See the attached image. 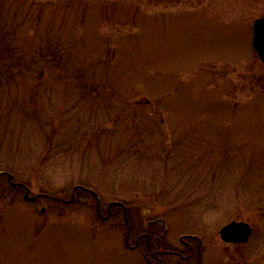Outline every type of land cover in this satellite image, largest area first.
<instances>
[{
	"label": "rangeland",
	"instance_id": "374dc122",
	"mask_svg": "<svg viewBox=\"0 0 264 264\" xmlns=\"http://www.w3.org/2000/svg\"><path fill=\"white\" fill-rule=\"evenodd\" d=\"M262 16L264 0H0V171L62 199L0 175V264H145L121 209L101 219L75 185L125 203L132 237L162 218L202 264H264ZM231 220L246 243L220 239Z\"/></svg>",
	"mask_w": 264,
	"mask_h": 264
},
{
	"label": "flooded vegetation",
	"instance_id": "af4514ba",
	"mask_svg": "<svg viewBox=\"0 0 264 264\" xmlns=\"http://www.w3.org/2000/svg\"><path fill=\"white\" fill-rule=\"evenodd\" d=\"M78 191L90 194L86 191V188L79 186L73 191L74 199L76 198ZM55 201H62V199L57 198ZM94 201L96 202V208L99 203L101 217L109 215V220L114 214L113 210L116 208L121 209L123 216H127L128 207L123 202L112 206L109 212L106 211V208L105 212H103L101 209L100 199L97 201L94 199ZM146 224L148 229L142 230L137 235H133V237L130 224L128 226L125 224L126 248L128 251L139 252L145 264H185L187 262L189 264H202V246L199 240L196 241L193 236H181L179 241L182 246L176 248L175 245L166 243L164 239L167 229L164 228L162 231H159V228L165 225L162 218L154 221H148Z\"/></svg>",
	"mask_w": 264,
	"mask_h": 264
},
{
	"label": "water",
	"instance_id": "95a60500",
	"mask_svg": "<svg viewBox=\"0 0 264 264\" xmlns=\"http://www.w3.org/2000/svg\"><path fill=\"white\" fill-rule=\"evenodd\" d=\"M253 35L251 45L254 52L257 54L259 60L264 64V16L254 20L253 25ZM8 179V183L15 186H23V184L18 182H13V177L10 173H5ZM25 187V186H24ZM94 196L97 198V195L92 191ZM44 196V194H37L34 196L30 195L29 188L25 187V192L23 198L28 202H34L37 198ZM116 202H111L107 204V212H109L110 207L114 206ZM43 211V209H42ZM109 217L106 216L104 219ZM219 237L222 241L226 243L233 244H243L246 243L252 233L251 226L244 221H235L232 220L222 226L219 229Z\"/></svg>",
	"mask_w": 264,
	"mask_h": 264
},
{
	"label": "trees",
	"instance_id": "16d2710c",
	"mask_svg": "<svg viewBox=\"0 0 264 264\" xmlns=\"http://www.w3.org/2000/svg\"><path fill=\"white\" fill-rule=\"evenodd\" d=\"M50 48H53L54 49V51H55V53H57L58 52V46H53V45H51V47ZM55 55V54H54ZM53 55V56H54ZM20 62V60H9V62L7 63V64H3V68L5 67V68H7V69H13L14 68V65L15 64H17V63H19ZM46 63H48L53 69H55V68H57V67H59L60 65H57V64H59V63H61V60L59 59V58H53V57H49L47 60H46ZM17 189H20L21 190V188L20 187H17ZM54 196V195H53ZM85 196V195H84ZM88 196V195H87Z\"/></svg>",
	"mask_w": 264,
	"mask_h": 264
}]
</instances>
